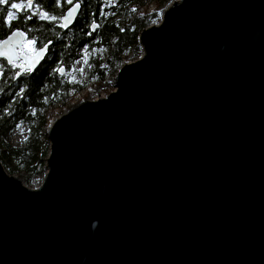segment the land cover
<instances>
[{
    "label": "water",
    "instance_id": "water-1",
    "mask_svg": "<svg viewBox=\"0 0 264 264\" xmlns=\"http://www.w3.org/2000/svg\"><path fill=\"white\" fill-rule=\"evenodd\" d=\"M162 12L114 90L49 127L37 188L0 158V264H264V0Z\"/></svg>",
    "mask_w": 264,
    "mask_h": 264
},
{
    "label": "trees",
    "instance_id": "trees-1",
    "mask_svg": "<svg viewBox=\"0 0 264 264\" xmlns=\"http://www.w3.org/2000/svg\"><path fill=\"white\" fill-rule=\"evenodd\" d=\"M76 1L81 3V10L68 30L59 27L61 20L53 22L41 17L44 12L60 17L71 2L66 4L60 0L58 6L56 0H32L29 8L27 0H6L4 5H0V40L12 29L20 27L27 34L26 40L33 42L34 49L52 41L41 65L33 73L25 71L19 78H16L17 67L0 59V158L11 173L20 170V165L24 166L28 179L44 171V158L49 152L45 133L47 117L43 110L54 107L58 102H67L72 97L70 92L82 86L67 78L68 71L82 58L85 50L105 46L104 58L97 56L89 60L95 65L90 75L98 78L116 75L126 52L132 50L134 59L141 54L138 36L149 24L160 20L158 11L171 0H154L155 5L150 12L146 10L150 0ZM13 2L21 4V8L13 9L15 19L10 22V27H6L4 16ZM132 6L144 11L132 18L116 16L121 12L128 13ZM93 22L97 23L95 32L90 29ZM33 36L37 38L34 41ZM61 66L66 68V75L55 70ZM21 88L24 89L22 94ZM36 114L39 121L37 138L31 145L12 146L8 141L11 133L21 124L31 123Z\"/></svg>",
    "mask_w": 264,
    "mask_h": 264
},
{
    "label": "rangeland",
    "instance_id": "rangeland-1",
    "mask_svg": "<svg viewBox=\"0 0 264 264\" xmlns=\"http://www.w3.org/2000/svg\"><path fill=\"white\" fill-rule=\"evenodd\" d=\"M73 1L74 0H71V3ZM111 2H115V0H111ZM154 5H155L154 0H150L149 5H147L146 10L150 12L154 8ZM165 6L163 8H165ZM163 8L158 11L160 15V20L162 17ZM143 11H144L143 8L139 10L135 6H132L128 13L121 12L120 14H116V13L115 14L118 18H123L126 16H128L129 18H132L134 15H140ZM27 41H31V40H26V42ZM32 45H33L32 41L31 43H27L26 46L24 47V51L31 53L38 48L37 47L36 49H34ZM106 52H107V48L105 46L95 47L92 50H85L82 58H80L75 64V66L68 71L67 78L70 79L74 83H79L80 85L82 84V86L76 91L73 89L70 92L72 97L67 102L65 103L58 102L55 104L54 107L43 110L44 114L47 117V120H46L47 123H46V129H45V133L47 136H48L49 126L51 125V122L55 118H57V116L60 115L63 111L67 110L68 108H71L72 106H75L76 102H79L83 99H89L91 97L92 99H94L97 97L105 96L109 92L114 90V78L116 76L115 74L114 75L109 74V76L106 75V77H102V78H98V77H95L94 75H90V72H93L95 70V65L93 62H90L89 60L97 56L104 58L106 55ZM131 54H132V50H129L123 55V60L121 62V65L124 62L135 60ZM38 124H39V121H38V116L36 114V119H34L31 123L21 124L16 130H14L11 133L8 139L9 143L14 147L26 146L28 144L31 145L32 144L31 142H33L37 138ZM0 154H1V151H0ZM47 156L44 158L45 164H46ZM23 168L24 166L20 165V170L16 171L15 173H11L7 168L6 169L9 173L18 176L25 185L31 188H37L42 183L46 175V171H47L46 166H44V171L42 173L39 172V173L33 174L30 177V179H28L29 175H27L26 171H24Z\"/></svg>",
    "mask_w": 264,
    "mask_h": 264
},
{
    "label": "snow or ice",
    "instance_id": "snow-or-ice-1",
    "mask_svg": "<svg viewBox=\"0 0 264 264\" xmlns=\"http://www.w3.org/2000/svg\"><path fill=\"white\" fill-rule=\"evenodd\" d=\"M64 2L67 4V3H70L71 0H64ZM6 3V0H0V5H4ZM27 4H28V7L30 8L32 6V0H27ZM56 4L59 6L60 5V0H56ZM77 7H79V5L77 4ZM21 8V4L19 3H11L10 4V7L8 8V11L6 13V15L4 16V25L6 27H10L11 24L10 22L15 19V14L13 12V9L15 10H19ZM72 12V8L69 7L67 9V14L63 15V16H60V17H56V16H49L47 12H44L42 14V17L41 18H44V19H48L49 21H57V20H63L64 23L60 24L59 27H67V20H68V15L71 14ZM32 17H26V19H31ZM29 35L31 34V30H29ZM19 38V39H15V38ZM25 37V32L24 31H21L19 29H16V30H13L12 31V34L11 36H9L7 38V40H0V46H3L2 48H0V55H3V56H6L8 61H9V64L12 66V67H18L20 68L21 70H27L30 65L28 64H19L17 65L15 62H14V59H13V53L16 52V50L18 48H23L26 46L27 43H31V41H25L24 39ZM37 38L36 37H32V40H36ZM48 43H52V41H48ZM47 48V44H45L43 47H41L39 49L40 52H43L45 51ZM57 71H62L63 68H58V69H55ZM16 75H20V72H17ZM20 92L21 94L24 92V89L21 88L20 89ZM19 126V125H17Z\"/></svg>",
    "mask_w": 264,
    "mask_h": 264
},
{
    "label": "bare ground",
    "instance_id": "bare-ground-1",
    "mask_svg": "<svg viewBox=\"0 0 264 264\" xmlns=\"http://www.w3.org/2000/svg\"><path fill=\"white\" fill-rule=\"evenodd\" d=\"M55 119H56V118H55ZM55 119H54V120H55ZM54 120L51 122V125H52V123L54 122ZM51 125H50V126H51ZM50 126H49V127H50Z\"/></svg>",
    "mask_w": 264,
    "mask_h": 264
},
{
    "label": "flooded vegetation",
    "instance_id": "flooded-vegetation-1",
    "mask_svg": "<svg viewBox=\"0 0 264 264\" xmlns=\"http://www.w3.org/2000/svg\"><path fill=\"white\" fill-rule=\"evenodd\" d=\"M20 1H24V0H19V2H20ZM74 1H76V0H74ZM60 24H61V22H60ZM62 29H63V28H62Z\"/></svg>",
    "mask_w": 264,
    "mask_h": 264
},
{
    "label": "built area",
    "instance_id": "built-area-1",
    "mask_svg": "<svg viewBox=\"0 0 264 264\" xmlns=\"http://www.w3.org/2000/svg\"><path fill=\"white\" fill-rule=\"evenodd\" d=\"M77 103H78V102H76V104H77ZM76 104H75V105H76Z\"/></svg>",
    "mask_w": 264,
    "mask_h": 264
}]
</instances>
